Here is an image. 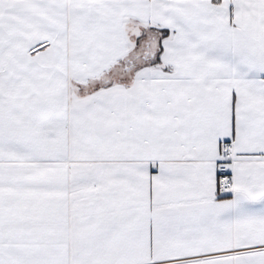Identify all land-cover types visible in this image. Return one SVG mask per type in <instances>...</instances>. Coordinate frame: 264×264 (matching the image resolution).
Listing matches in <instances>:
<instances>
[{"label": "snow or ice", "instance_id": "1", "mask_svg": "<svg viewBox=\"0 0 264 264\" xmlns=\"http://www.w3.org/2000/svg\"><path fill=\"white\" fill-rule=\"evenodd\" d=\"M0 264H264V0H0Z\"/></svg>", "mask_w": 264, "mask_h": 264}]
</instances>
